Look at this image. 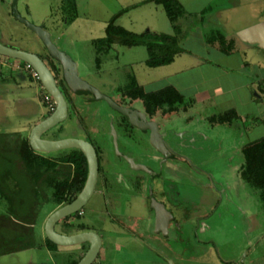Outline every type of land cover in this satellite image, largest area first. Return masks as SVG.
Wrapping results in <instances>:
<instances>
[{"label": "rangeland", "instance_id": "obj_1", "mask_svg": "<svg viewBox=\"0 0 264 264\" xmlns=\"http://www.w3.org/2000/svg\"><path fill=\"white\" fill-rule=\"evenodd\" d=\"M146 1L149 0H20L18 9L27 21L48 31L57 47L79 63L81 76L95 86L102 88L101 83L105 81L109 84L107 88L110 90L112 84H128L131 78H136L138 84L144 86L147 91H153L167 84L158 80L168 73H173L175 67L164 73L154 71L146 65L149 55L144 46L130 48L115 44L113 52L118 56L104 57L103 67L107 72L97 74L96 49L93 44L94 40L107 36V29L111 23L138 35L148 34L146 32L150 28L163 29L161 27L165 23L170 24L163 4H147ZM178 1L181 10L186 12L185 17L179 20L183 32V35L177 37L180 47L193 55L209 58L222 65L225 63L219 58L221 53L218 48L227 51L230 46L220 44V37L225 33L233 37L240 36L242 29L260 23L264 15V0ZM75 2L78 3V9ZM256 5H260L257 9H262L263 14L254 15L257 11ZM7 8V5L0 4V42L42 58L49 57V52L38 35L14 16L7 15ZM254 56L264 57V49L257 47ZM26 65L16 59L0 57V133L20 132L23 133L21 135L23 139L33 125L48 117L52 104L51 96L41 89V83L32 69L28 67L26 70L21 69L20 66ZM196 72L192 70L185 75L167 78L166 81L182 85L187 97L197 90L206 89L212 93L219 88L234 87L223 78L217 83L213 82V75L206 71L200 75ZM256 75L257 71L250 75L253 82L248 90L223 95L218 98L219 103L212 101V104H207L199 113L194 114L196 116L192 122L196 123L202 134L205 133L210 138L207 140L200 134L195 135L193 144L204 149L202 151L188 149L187 156L195 163L201 164L205 170L214 173L216 180L219 177L218 165L230 158L231 186L228 189L225 185V188L232 201H226L225 196L224 204L211 215L208 210L215 201L220 200L213 182L204 175H197L189 166L184 169L183 176L187 179V184L178 189L182 194L180 203L182 207L177 209L168 205L174 209L181 221L182 234L184 238L186 237L188 245L187 254L182 256L183 260L171 256L175 264H180V261L182 264H264V202L260 190L245 183L239 174L244 163L243 147L264 136V104L261 102L264 84L256 81ZM107 88L104 91L108 92ZM233 107L236 108L239 117H232V124H219L215 127L210 125L209 117ZM249 127H252L250 132ZM69 134L70 130L61 137ZM61 152L51 155L60 156ZM37 183L39 185V182ZM44 196L43 194L42 198ZM103 205V195L96 194L85 208L84 220L87 222L95 220L97 216L95 212L102 210ZM146 205L138 201L132 210L138 215H143L146 212ZM8 208V201L6 203L0 199V216L6 215ZM37 208L38 204H35L33 209H29L25 214L35 218L33 237L36 243L40 244L45 235V219L55 209V205L40 204L38 215L35 213L32 216L33 210ZM209 213V216L199 219ZM6 220L0 230V264L77 262L74 256L69 255L70 249L59 253L54 249L33 247L7 253V249H12L15 245L12 247L13 242H9L7 247ZM136 228L134 227V230ZM154 235L153 243L120 240L124 251L119 255L115 253L104 256L102 253L101 258L105 260L103 264H165L164 261L171 255L165 247L167 243L164 238L155 239L159 236ZM205 240L211 242L205 243Z\"/></svg>", "mask_w": 264, "mask_h": 264}, {"label": "flooded vegetation", "instance_id": "obj_2", "mask_svg": "<svg viewBox=\"0 0 264 264\" xmlns=\"http://www.w3.org/2000/svg\"><path fill=\"white\" fill-rule=\"evenodd\" d=\"M19 1L0 0V4L7 5V15H12L19 20L16 13L21 18H24L18 9ZM180 18L174 23L178 26L176 27L179 31L178 33H180L181 27L178 25ZM253 26H258L261 30L264 28V19L263 22ZM239 34L238 38L243 41L249 38L247 32L240 31ZM227 36L230 35L225 33L219 40L230 47H234L233 42L227 39ZM251 37L252 39H258V36H255L254 32H252ZM115 44L109 50L105 46L100 55L95 46L97 74L107 72L104 69V57L114 58L118 56L113 52ZM98 57L100 61L97 60ZM42 59L51 69L58 87L68 104L67 119L43 133L42 139L57 141L75 138L90 143L96 151L98 160L97 182L91 199L96 194H101L104 198L103 209L95 212L97 216L95 220H92L93 222H87L83 218L86 214L85 208L91 201L90 199L81 210L59 221L55 226L56 232L68 236L82 233L97 234L101 238V249L93 264L105 263V260L101 258L102 253L106 256V254L113 255L115 253L119 255V253L123 252L124 247L120 240L130 242L139 240L143 243H153L154 234L159 236L155 239L164 238V241L167 243L165 247L171 255L169 259L164 261L165 264H175L171 256H176L180 260H183L182 256L187 254V240L182 234L181 221H179L174 209L168 205L170 204L177 209L178 207H182L180 206L182 194L181 190L178 189L187 184V179L184 177V169H187L189 166L194 173L199 176L204 175L213 182L215 192L220 197V200L215 201L208 210L212 215L217 211L219 206L224 204L225 196H227L226 201H232L225 188L227 186L229 189L231 186L229 181L231 159L228 158L227 162H222L218 165L219 177L216 180L214 173L205 170L201 164L195 163L191 157L187 156L188 149L196 148V150L201 151L204 149V147H197L193 143L192 145L190 144L191 141L195 140V135L200 134L206 137L207 140L210 137L202 134L196 127V124L192 125L195 126L194 129L186 130L187 124L185 123L184 113L187 110L188 104H184L185 102L174 106V110L167 103L160 105L152 103L151 105H147L142 98V94L151 95L154 92L144 90L138 84L136 78H131V82L128 84H112L110 90L107 88L109 84L104 81L101 83L102 88H99L81 76L79 63L75 60L78 65L79 76L98 89L111 102L103 98H97L92 93H76L68 86L61 63L50 54L49 57ZM27 66L20 67L26 70ZM38 82L40 81L38 80ZM106 88L108 92L104 91ZM41 89H43L42 85ZM139 89L142 90V94L139 92ZM50 98L56 109L55 101L52 97ZM104 104L106 106H103ZM112 104L131 111L132 118L119 111ZM106 108L109 109L107 110ZM53 111L51 110L48 117ZM171 116L172 121L170 120ZM219 118H213L214 120L210 118V125L215 127L218 124H232L233 122L232 119L222 122L219 121ZM44 119L33 125L28 130L24 139L21 138L23 133L20 132H3L0 135L7 134V136H14V138L19 137L21 142L28 144L32 156L38 158L40 162L43 161L40 167L42 170H40L38 190L47 197V200L65 189L66 195L62 202L59 203L52 197V201L45 200L41 204L53 203L55 205V209L48 214L49 217L54 211L77 199L86 186L90 168L85 154L76 148L50 153L33 150L30 144V134L32 129ZM69 119L70 121H68ZM68 126H72V128L70 129ZM68 130H70L71 134L61 137ZM157 144L160 148L157 147ZM190 145L191 147L188 148L187 146ZM56 152H61L62 155H51ZM80 154L84 156L85 161ZM80 163L83 165V169L86 170V173L83 172V176H80L78 172ZM244 163L239 170L241 179ZM3 201L7 203L6 200ZM138 201H141L145 205L148 204L146 205V212L143 215H138L132 210L133 205ZM210 213L199 219L201 220L209 216ZM134 227H137V230H134ZM46 239L47 237L44 235V239H42L43 248L54 249V251L61 248L64 251L66 250L65 252H67V249H70L69 255L74 256L77 261L75 264H78L91 246L89 242L70 247H61L53 243L54 246L51 248L47 245ZM205 241V243L211 242L210 240ZM154 243L157 244L156 242ZM157 245L160 246L159 244ZM180 264H182V261H180Z\"/></svg>", "mask_w": 264, "mask_h": 264}, {"label": "trees", "instance_id": "obj_3", "mask_svg": "<svg viewBox=\"0 0 264 264\" xmlns=\"http://www.w3.org/2000/svg\"><path fill=\"white\" fill-rule=\"evenodd\" d=\"M157 4H163L167 14L173 23L182 17L185 12L181 10L177 0H155ZM98 54L103 52L106 46L110 47L119 43L124 46L133 47L145 45L149 52L147 65L158 67L170 64L174 61L177 49L178 38L165 34H134L123 27L115 26L111 23L107 29L105 38L94 40ZM99 60V57L97 59ZM142 94V90L139 89ZM142 98L147 105L167 103L172 110L177 104H183L184 98L174 88H167L151 95L142 94ZM234 113V114H233ZM220 116L219 121H228L235 117V112ZM12 141V142H10ZM244 155V166L242 168V179L249 185L260 190L264 202V138L245 146L242 150ZM84 161L85 158L80 154ZM68 160V159H67ZM43 161L32 156L28 144L21 142L20 138H14L7 134L0 135V199L9 203L6 215L0 216V230L6 219L7 221V247L12 243V249H7V253L22 251L33 247H42L34 240V225L36 220L31 215H26L29 209H33L35 204L38 208L33 210V215L39 213V205L47 200V197L38 190L40 180V167ZM80 176H83V165L78 168ZM36 185H35V184ZM34 184V187H32ZM38 185V186H37ZM65 189L52 197L57 202H62L65 198ZM52 197L47 201H52ZM10 224V227H9ZM4 233V232H3ZM47 245L52 248L54 244L46 239Z\"/></svg>", "mask_w": 264, "mask_h": 264}, {"label": "water", "instance_id": "obj_4", "mask_svg": "<svg viewBox=\"0 0 264 264\" xmlns=\"http://www.w3.org/2000/svg\"><path fill=\"white\" fill-rule=\"evenodd\" d=\"M16 16L19 20L33 30L41 39L49 54L57 59L64 68V77L68 86L76 93L88 92L95 95L97 98L108 100L106 96L102 95L98 89L93 87L88 82L84 81L80 76L77 69V62L66 52L61 51L53 42L51 34L47 32L42 26H37L30 23L24 18H21L18 13ZM0 57L16 59L26 63L38 76L43 89L53 98L56 104V109L53 113L41 121L37 126L32 129L30 134V144L33 150L50 153L54 151L76 148L81 150L89 162V177L84 190L77 197L75 201L63 206L62 208L54 211L47 219L45 224V235L47 239L55 245L61 247H70L89 242L91 244L89 251L78 262V264H93L98 257L101 249V238L95 233H82L75 236L62 235L56 232L55 226L62 219L81 210L91 199L94 193L95 185L98 175V160L94 147L84 140L75 138H66L57 141H49L42 139L43 133L55 127V125L64 122L68 116V104L58 87L57 81L48 67L46 62L37 54L14 49L0 42ZM118 108L124 114L132 118L131 111L125 108ZM153 142V141H152ZM193 141L190 142L192 145ZM155 144V143H154ZM187 146L188 148L191 147ZM157 147L160 148V146ZM193 148V147H192ZM196 150V148H193Z\"/></svg>", "mask_w": 264, "mask_h": 264}, {"label": "crops", "instance_id": "obj_5", "mask_svg": "<svg viewBox=\"0 0 264 264\" xmlns=\"http://www.w3.org/2000/svg\"><path fill=\"white\" fill-rule=\"evenodd\" d=\"M146 2H147V4H157L155 2V0H149ZM75 6H76V9H78V3L77 2H75ZM256 6L257 7L255 9L260 7V5H256ZM76 12H77V10H76ZM254 13H255L254 15L256 16L257 14L258 15L261 14L262 11L259 8ZM185 15H186V12L182 16V18L185 17ZM262 18L264 19V16ZM168 19L170 20V22H169L170 24L166 25V23H165V25H163V27H161L163 29H160V27H158V28L156 27V29L152 30L150 28V30L147 31L146 33L154 34V35L165 34V35L175 36V37H178L180 33H181V35H183L182 28L180 27V33H178L179 31L176 29V27H178V26H176L173 23L170 16L168 17ZM261 22H263L262 19H261ZM178 25L181 26V22H178ZM252 30H254V31H252ZM242 31L245 33L247 32V35L249 36V38L247 40L243 41L238 37H233L232 35H230V36H227V39H229L233 42L234 47L231 46L230 49H228L227 51H224L220 47L218 48V50L221 53V56L219 58L221 59V61H223L225 63L226 66L222 65L221 63L220 64L215 63V61H212L209 58L206 59L205 57H202L200 55H195V54L193 55L190 52L185 51L184 49H182V47H180V44H179L180 41L178 39L177 49L179 50V52L175 55L174 61L172 63L162 65V66H158V67H151V66L147 65V61L149 58L146 61V65L150 69H152L154 71L159 70L162 73H164L168 69L171 70L172 67L176 68V70H174L173 73H168V75H164L163 77H161L160 80H158L159 82L163 81V82H166L167 84L165 86L161 87L160 89H156L153 91H147L144 88V86H142L143 89L146 90L147 92H154V93L156 92L157 93V92L163 91L167 88H174L181 96H183L184 102H185L184 104H188L187 110L184 113L185 114L184 115L185 123L187 124L186 130L189 131V130H191V128L194 129L195 126H192V125H195L196 123L192 122L191 120H193V117L196 116V115H194L195 112L199 113L200 110L203 109L204 106H206L207 104L209 105L210 103L212 104V101L215 103L218 101V103H219L218 98H220L223 95H226V94L228 95L229 93H232V92L234 93V91L235 92L236 91L244 92L245 90H248L249 86L253 82V81L251 82L252 79L250 77V75L253 72L257 71V73H258V75H256V77H257L256 81L259 82L260 84H264V57L257 58L254 56L255 51H257V47L264 49V28H262L260 30V28H258V26L255 27L252 25L248 28L242 29L241 32ZM252 32L255 33V36H258V39L257 38L252 39V37H251ZM220 44H223V43L220 41ZM139 46H144L147 49V47L145 45H139ZM133 47H136V46H133ZM130 48H132V47H130ZM147 51H148V49H147ZM148 55H149V52H148ZM187 55H189L190 58H184ZM187 59L190 61H187ZM248 60H251V62L250 61L248 62ZM254 69H256V70H254ZM192 70H196L197 71L196 73H198L199 75L202 74L204 71H206L209 74H212L214 77L213 78L214 80H212V81L216 82V83L218 82V80H220L222 78L226 79L231 84H233L234 87L233 88L231 87L228 89L219 88L212 93H210V91L206 90V89L197 90L191 96L187 97L183 92L182 85H179V83L166 81L167 78H173L176 76H181L182 74L185 75L186 73H189ZM252 98L253 97H251V101L253 102ZM262 98H263V100L261 102L264 104V96ZM231 112L232 113L235 112L236 116L239 117L238 112L236 111V108L233 107V109H227L218 115H212L211 117H209V120H210V118H212V120H214L213 118H217V117L226 115V114L231 113ZM170 120L172 121V116L170 117ZM189 122H191V123L188 124ZM216 126H219V124ZM251 130H252V127H249L248 131L250 132ZM203 134H205V133H203ZM262 138H264V136L258 138L257 140L253 141L252 143H254V142H256ZM47 249L50 250L49 248H47ZM55 251L61 252L64 250L59 248L57 250L55 249Z\"/></svg>", "mask_w": 264, "mask_h": 264}, {"label": "built area", "instance_id": "obj_6", "mask_svg": "<svg viewBox=\"0 0 264 264\" xmlns=\"http://www.w3.org/2000/svg\"><path fill=\"white\" fill-rule=\"evenodd\" d=\"M29 69H31L29 66H27ZM33 71V70H32ZM34 72V71H33ZM34 75H35V77L38 79V76H37V74L34 72ZM39 80V79H38ZM46 99H49V98H46ZM50 100H51V98H50ZM52 101V100H51ZM50 108H51V110L53 111L54 109H55V105L52 103L51 105H50Z\"/></svg>", "mask_w": 264, "mask_h": 264}]
</instances>
